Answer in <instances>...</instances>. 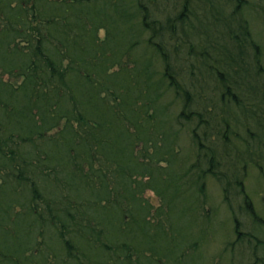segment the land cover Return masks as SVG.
<instances>
[{
  "label": "trees",
  "instance_id": "trees-1",
  "mask_svg": "<svg viewBox=\"0 0 264 264\" xmlns=\"http://www.w3.org/2000/svg\"><path fill=\"white\" fill-rule=\"evenodd\" d=\"M28 1L0 0V264H18L26 252L23 264H53L46 250L56 262L64 255L76 264H182L218 234L240 242L235 210L227 209L234 228L225 236L203 207L209 178L225 206L241 197L248 217L258 218L245 181L250 171L264 182V166L244 160L253 148L234 129L250 134L252 114L264 119L259 46L236 18L248 0H186L193 9L182 3L158 32L136 21L146 0H32L27 10ZM214 30L222 42L189 39ZM138 38L159 71L154 56L137 57ZM184 47L194 58L190 77L202 76L206 96L180 77ZM91 74L109 76V86L94 88ZM232 91L254 93L255 103L243 105ZM181 129L196 148L184 171ZM147 190L161 198L154 222ZM179 200L192 205L176 211ZM258 219L253 230L264 227ZM250 234L264 251V238Z\"/></svg>",
  "mask_w": 264,
  "mask_h": 264
},
{
  "label": "rangeland",
  "instance_id": "rangeland-1",
  "mask_svg": "<svg viewBox=\"0 0 264 264\" xmlns=\"http://www.w3.org/2000/svg\"><path fill=\"white\" fill-rule=\"evenodd\" d=\"M148 1L149 0L144 1L141 5L142 7L137 9V14L141 13L142 15L140 14V15L136 16V21L143 19L142 20L143 23L141 24V26L144 27V22H146L148 29L149 30L151 29L155 32H158L157 30L161 29L160 25L166 28V24L169 20L167 18H172L176 14H178L180 12L179 6L182 7V5H183L182 3H188V5H190L189 6L190 10L193 9V5L196 4V2L190 3V2H187L186 0H178V1H180L179 3L177 0H150V2H148ZM196 1H198V0H196ZM200 2H202V0H200ZM27 3L29 5H26V9L32 10V7H33L32 0H29ZM233 8H234V6L231 5V8L227 11L228 17L232 13ZM240 11H243L242 12L243 17H236V18L238 19V22L239 21H243V22L245 21L246 27L248 26V28H250L252 36H254L253 38L256 41V44L259 46V52L261 54L262 63L264 65V24L262 22L258 21V20H260V14L264 13V0H248V6L242 7ZM145 12H147L148 14L144 18L143 14ZM244 13H246V14L244 15ZM200 15H201V12H200ZM156 16H160V17L156 18ZM258 17H259V19H258ZM255 18H257L256 22H255ZM231 21H232L233 26H235L236 24L238 25V23L236 21H234L233 18L231 19ZM193 23H194V25H196L195 24L196 22H193ZM174 25L178 26L179 23H175ZM189 33H187V34L193 35V34H189ZM98 34H99V37L103 38L105 35V31L100 30L98 32ZM211 34L209 35V32L198 33V34L194 33L192 38L190 37L189 39L193 43L197 42V44L200 42H203L202 40H204V42L207 43V39H211V41L214 39L215 44L222 42V39H219L220 33L217 34V33H215V30H214V35H211ZM226 42H227V40L225 39V43ZM229 42H231V41H229ZM147 47L148 46H146V44L141 40V38H138V42H137V46H136V53H137L136 55H137V57H140L141 59H145V57L154 56L152 58L153 60L151 63H152L153 68H155L156 71H159L161 68V63L160 62H159V64L157 63V58H156L155 53L153 55V51ZM169 49H167V51H169ZM170 51L173 52V49H170ZM185 51H188L187 47H184V49H181L178 53V61H179L178 64H181L182 67L184 68L180 72V77L183 79L182 81L186 85V87L189 86L188 89L190 91L194 90V87L193 88L191 87V83H192L195 86V90L196 91L199 90L201 95L204 96L205 94H204V90L202 87V83H205V82L203 81L202 76L198 72L194 77H190L189 66H187V65L191 64L190 62H193L194 58L191 56L186 57ZM88 57L89 56H84V60L87 59ZM122 60H123V62H126L127 59H125L123 57ZM132 62L134 63V61H132ZM133 65L134 64L131 63L129 66L134 67ZM111 71L114 72V71H116V69H113ZM194 71H195V69H194ZM91 75H92V78H91L92 81L97 83V87H94V88L100 89L102 87L103 89H106L109 86V83L105 81V79L107 80V78H110L109 76L107 77L104 75V76L98 77V74L97 75L91 74ZM232 92L238 94L237 100L243 102L244 103L243 105L250 106V105H252V103H255V99H254L255 94L254 93H250V95H246L247 93H245V94H242L243 97H241V94L238 93V91L237 92L232 91ZM244 97H246V99H247L246 102L243 101L245 99ZM229 99L234 100L235 98L229 97L227 99V101ZM218 104H220V101H218ZM173 108H174V110H176V107H173ZM253 110H254V112H257L256 109H253ZM176 114L177 113H175V115ZM252 115L254 117H251L250 122H249L250 132L252 134L251 133L245 134V129L241 125H240L241 127L238 129H237V126L235 125L234 129H236V131H238L240 133L241 138L246 140V141L243 140L244 142H248V145L251 146L253 149H255V150H253V149L250 150V153L245 155L244 160H248L250 162H256L258 160L260 165H261V161H262V166H264V152L261 153L260 151H258L256 149L257 146H259V143H257L258 140L263 139L262 135H264V119L260 120V122H259L258 116L254 115V114H252ZM193 125L194 124L192 123V126ZM186 134H187V131L185 129H181V131L179 132V136H181V137L179 138V140H180L179 141L180 153H179V157H178V159H179L178 164H180V166L178 165V167H180V169H182L183 171L185 169V164L187 163V161L192 159L193 155H195V149H196V148H193V145L191 144V142H190V140ZM240 141L243 142L242 140H240ZM190 147H191V149H190ZM188 149H190V150H188ZM149 151H151V150H149ZM99 158H101V157L99 156ZM106 160H107V162L103 161V162L98 163V166L105 167L108 164L107 156H106ZM186 166L189 167L188 165H186ZM105 171H106V169H105ZM106 173L111 176V174L108 173L107 171H106ZM249 174L251 175V177H249L248 179L246 178L245 186L247 187L246 188L248 190L247 192L249 193V195H250L249 197L251 198V201H252L253 211H254V214L259 219L260 218L264 219V182L261 180L260 176L257 175V173L255 174L254 172L251 173L249 171ZM186 178L190 179L189 181H192V177L191 178L186 177ZM105 179L108 181L110 188L113 189V184H112L113 183V181H112L113 177H105ZM145 180H146V178L143 179V181H145ZM242 180L244 181V178ZM206 181H207V183H206L207 199H204L203 210H205V212H207V216L208 215L213 216V220H215L214 223H216V228H218L219 232H223L225 236H227L226 230H228V234H230L229 236H231L232 234H231L230 229L234 228L232 224L230 225V224L225 223V221L226 222L229 221V217H230L228 215L227 209H230L233 211L235 210L234 211V213H236L235 216L239 218V220H240L239 222L241 224L239 226V229L243 233L244 238H242L240 240L241 243L236 242V244H235L233 242L231 244H228L229 242H232L230 240H232V239L235 240L236 237L232 236L231 238H229L227 240L226 238L228 236L224 238L222 235L218 234V236H216L215 239H213L211 237V242H209L208 244L201 245L202 246V249H201L202 252L195 253L194 255H192L193 257L192 256H190L188 258H187V256L184 257L181 260L182 261L181 263L182 264H193V263H197V262L200 263V262H202V260H204L203 264H264V251H262L260 249H256V246L254 245L255 239L249 237V235H251L250 233L253 232L254 234L264 238V227H259L258 229L253 230L256 228V226L254 225L255 224L254 222H256L258 218L252 217L250 219V217H248V215H249L247 213L248 210H246V205L244 203V200L241 197L237 198V199L232 198L231 196L228 197V199L226 200V202H228V203H226V206H227V208H226V206L223 203L222 198H221L222 191H221L220 185H218L214 179L208 178ZM161 188H160V191L163 192L164 190ZM113 191L114 190H112L111 192H113ZM144 198H146L150 203L149 207L151 206V208H152L150 215H151V217H153V218H151V221L153 219V222H154L155 221L154 218H155V214H156L155 211H157V207L161 206V198H159V196L157 197V195L151 190H147L144 193ZM186 203L188 204V208H190L192 205V202H186ZM187 204H185V203L182 204L181 200H179L176 203V205H174V208L177 211L180 209L181 206H185ZM216 207H217V209H215ZM214 211H216L217 213L214 214ZM251 220H252V223H251ZM124 232L126 233L127 231L124 230ZM130 233L132 234V232H130V231L127 234L128 238L132 236ZM41 238L42 237H39V239H41ZM42 240H44V238ZM45 244H46V242H45ZM181 246H182V244H181ZM183 247H184V245H183ZM53 252H52V250H50V252H48L47 250L45 251L46 256L47 255L50 256L49 259L53 261V264H72V263H75L73 260H71V257L65 258L63 260L62 258L64 257V255L61 257V259L58 262H56L54 260ZM192 252H194V251H192ZM48 253H50V254H48ZM25 254L26 255H24L22 253L21 254L22 257L18 258V264H23L24 256L29 255L28 252H26ZM38 254H39V258H42V256H41L42 254H40L39 251H37L36 255H38ZM58 255H59V252H58ZM199 255L201 256V258ZM41 264H42V262H41Z\"/></svg>",
  "mask_w": 264,
  "mask_h": 264
}]
</instances>
